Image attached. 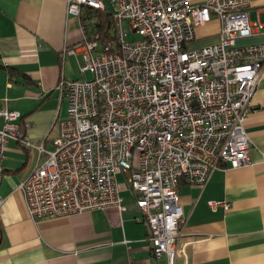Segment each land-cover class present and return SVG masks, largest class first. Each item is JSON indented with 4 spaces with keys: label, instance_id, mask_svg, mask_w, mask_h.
<instances>
[{
    "label": "built area",
    "instance_id": "1",
    "mask_svg": "<svg viewBox=\"0 0 264 264\" xmlns=\"http://www.w3.org/2000/svg\"><path fill=\"white\" fill-rule=\"evenodd\" d=\"M64 1L66 14L77 18L83 7H112L116 49L84 31L79 46L65 49H80V73L91 78L58 82L66 116L57 121L52 149L19 132L18 111L0 109V175L8 140L35 153L17 188L28 216L38 220L123 211L117 175L124 174L153 258L175 264L185 222L180 181L203 187L218 167L249 165L245 121L264 69V43L235 41L263 26L248 19L249 0ZM212 17L221 22L219 41L188 49L195 29ZM207 205L230 208L225 200Z\"/></svg>",
    "mask_w": 264,
    "mask_h": 264
},
{
    "label": "crops",
    "instance_id": "2",
    "mask_svg": "<svg viewBox=\"0 0 264 264\" xmlns=\"http://www.w3.org/2000/svg\"><path fill=\"white\" fill-rule=\"evenodd\" d=\"M65 8L64 0H0V109L18 111L19 132L31 142L44 140L47 149L66 116L58 82L73 78L72 66L82 58L79 48L65 53L81 44L84 30L81 18ZM106 10L112 7L106 4ZM247 15L263 27L236 45L264 43V0H249ZM220 28L212 17L195 29L187 48L218 42ZM245 130L249 165L218 167L203 187L180 181L185 222L175 264H264V69ZM34 163L32 150L8 140L0 175V264H167L164 256L153 258L148 228L135 221L139 212L124 178L117 180L123 211L107 207L32 220L17 187ZM209 200H225L230 208L211 210Z\"/></svg>",
    "mask_w": 264,
    "mask_h": 264
},
{
    "label": "trees",
    "instance_id": "3",
    "mask_svg": "<svg viewBox=\"0 0 264 264\" xmlns=\"http://www.w3.org/2000/svg\"><path fill=\"white\" fill-rule=\"evenodd\" d=\"M79 18L82 20L83 31L88 38L97 35L100 45L115 47L114 27L110 12L107 10L100 11L90 7H83ZM90 19H93V21H90ZM4 68L7 69L10 75L13 74L14 70L12 68Z\"/></svg>",
    "mask_w": 264,
    "mask_h": 264
},
{
    "label": "rangeland",
    "instance_id": "4",
    "mask_svg": "<svg viewBox=\"0 0 264 264\" xmlns=\"http://www.w3.org/2000/svg\"><path fill=\"white\" fill-rule=\"evenodd\" d=\"M114 46L116 47V44H114ZM113 47V48H115ZM84 65V61L81 58V62H78L77 64H74L72 66V70H73V78H70L71 80H84V79H89L91 78V74L87 71L85 74L80 73V67ZM124 178V174L119 173L117 175V180L122 181Z\"/></svg>",
    "mask_w": 264,
    "mask_h": 264
}]
</instances>
